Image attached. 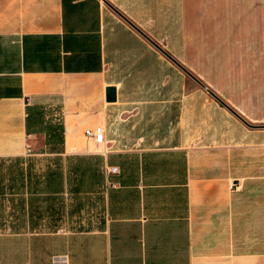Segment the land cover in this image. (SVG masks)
I'll use <instances>...</instances> for the list:
<instances>
[{"label": "crops", "instance_id": "0c3cea01", "mask_svg": "<svg viewBox=\"0 0 264 264\" xmlns=\"http://www.w3.org/2000/svg\"><path fill=\"white\" fill-rule=\"evenodd\" d=\"M227 1L0 0V264H264V72Z\"/></svg>", "mask_w": 264, "mask_h": 264}, {"label": "rangeland", "instance_id": "374dc122", "mask_svg": "<svg viewBox=\"0 0 264 264\" xmlns=\"http://www.w3.org/2000/svg\"><path fill=\"white\" fill-rule=\"evenodd\" d=\"M228 7L234 6L238 8L243 9V20H245L246 23H255L256 25L254 26L255 29H246V35H247V49H251L256 51L258 54V61L255 62L254 58L248 57L246 60V67L249 69H252L251 65L256 63V66L261 64L262 65V70L261 72H264V0H228L227 1ZM262 26V28H259V26ZM251 34H262L263 40L262 42L259 43L261 45H255V40L250 39L252 38ZM257 43V44H259ZM249 45V46H248ZM249 54V53H248ZM261 60V62H259ZM255 62V63H254ZM178 65L183 69L184 72V77H185V83L190 85V87H195L197 86L196 79L199 76H208L207 74V66L205 63H199L198 65L192 64V65H186L183 62H180L179 60L177 61ZM58 123L57 126L61 127V122L62 120L60 119V116L58 115ZM36 124H38L39 131L42 133L47 131V125L44 124V115L42 110L37 111V117H36ZM42 144L45 142L44 139L41 140ZM13 163H16L13 161ZM20 162H17L16 164H19ZM7 164H11L10 162ZM5 166H6V161L5 160H0V181L5 175ZM85 187V186H83ZM1 201V206H0V232H5L8 231L9 229V222H8V208L7 207V202L0 199ZM88 202L86 201H81V206L84 204H87ZM88 216H82V217H76L74 219V226H78L79 224H87ZM70 225H72V221H70Z\"/></svg>", "mask_w": 264, "mask_h": 264}, {"label": "built area", "instance_id": "2783aa9c", "mask_svg": "<svg viewBox=\"0 0 264 264\" xmlns=\"http://www.w3.org/2000/svg\"><path fill=\"white\" fill-rule=\"evenodd\" d=\"M86 135L87 137L90 139H94L97 143L99 144H103L104 143V137L105 135H103V130L101 128H97L95 130H88L86 131ZM112 173H117L118 169L117 168H113L110 170Z\"/></svg>", "mask_w": 264, "mask_h": 264}, {"label": "water", "instance_id": "95a60500", "mask_svg": "<svg viewBox=\"0 0 264 264\" xmlns=\"http://www.w3.org/2000/svg\"><path fill=\"white\" fill-rule=\"evenodd\" d=\"M117 99V90L116 88H109L107 93V101L115 102Z\"/></svg>", "mask_w": 264, "mask_h": 264}, {"label": "trees", "instance_id": "16d2710c", "mask_svg": "<svg viewBox=\"0 0 264 264\" xmlns=\"http://www.w3.org/2000/svg\"><path fill=\"white\" fill-rule=\"evenodd\" d=\"M33 110H35V108H32V107H28V112H29V117H28V119H29V121H30V118L33 116L34 117V115H32V111ZM36 117H37V115H35ZM31 122V121H30ZM60 140H62V138L60 137Z\"/></svg>", "mask_w": 264, "mask_h": 264}]
</instances>
